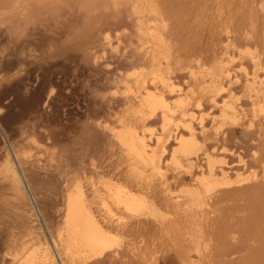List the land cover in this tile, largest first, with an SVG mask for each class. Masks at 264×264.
<instances>
[{"label":"rangeland","instance_id":"rangeland-1","mask_svg":"<svg viewBox=\"0 0 264 264\" xmlns=\"http://www.w3.org/2000/svg\"><path fill=\"white\" fill-rule=\"evenodd\" d=\"M174 1H179V4H176V11L170 12L171 23L169 28H171V30L167 32L165 44L162 47L164 51L163 55L168 56V62L171 63L169 64L175 69L178 68L179 64L188 65L193 61L200 63L202 68H198L197 72L200 71V76L202 77L199 76V73H196V75L199 77L195 81H192V79L189 77H180V79L179 77H177L178 79L176 77H171L169 81L171 83L173 93L170 92L169 96H173L170 99L173 102L180 100L182 97L185 103H187L186 109L193 111V105L195 104L194 99H196L195 97L197 96L195 93L202 90L203 88H206L207 90H209L208 92L211 93L210 90L218 84L215 81V78L219 73V67L225 63L227 58L229 60V64L231 66L232 64L234 65L232 67L234 70H236L238 76L240 77H244L246 75V72L251 69L247 68L251 67V61L249 59L247 62L245 61L246 64L248 63L249 65H245V62L243 61L247 59L246 57H244L243 52L252 51V47L255 45L256 48H259L258 50H261V47L263 46L262 44L264 43L262 40L264 38V31L261 26L264 25V20L261 19L262 12L260 14V11H257L258 16L255 17L256 10H259L260 8V2H258L259 0H239V2H237V0H233V3H231L230 0H225V2L223 0H173V2ZM214 1H218V4H220V6H217L216 8H210V5H208L207 3ZM180 2L182 3L180 4ZM244 2L246 3V5ZM247 2L249 7L247 6ZM222 3L224 4V6H228L229 4L230 7L228 6L223 8ZM250 3H254L253 6ZM261 3L263 5L264 1L262 0ZM179 6L182 8H180ZM254 6L255 8H253ZM177 9L181 11L179 12ZM230 9L232 12L230 11ZM225 10H229L228 13ZM220 17H222V20L220 19ZM223 18L225 20H223ZM175 25H178L177 28ZM258 27H261V29ZM173 28H175L174 31ZM110 29H112V33ZM110 29L108 30L107 27L104 28L105 33L107 32L106 34L108 36V40L110 41V48H108V50L110 49L111 53L114 54L115 52L118 53L120 49L124 52L127 51L128 46L131 45L129 41L128 44H126L128 40L126 35H129L128 37H133V41L135 43L132 45H136V41L143 42L145 40L142 35L140 37L141 40H135L133 33L130 31L129 27L123 26L122 29L119 30V32L124 30V34L122 32L121 34L117 33L119 36L114 34L117 32V30H114L112 27ZM176 29H179V31L176 32ZM227 29L232 30L233 34L236 35L235 39L233 40H236V44L233 48H231V44H229L224 50L222 47L224 43L222 38ZM175 32L176 34H173ZM241 36L245 37L244 42L239 41ZM118 37H121L122 39H117ZM170 38L172 41H169ZM122 40L125 41L123 42ZM257 40L260 42H258ZM2 41L3 40L0 39V42ZM166 42L168 43L166 44ZM112 43L113 47L111 45ZM240 43L241 45H239ZM253 43H257L258 46L257 44L254 45ZM168 44L171 45L170 49L174 51L173 53L169 48H164L165 46L170 47V45ZM33 47H35L37 50L44 49L41 47L40 49L38 45H35ZM246 49L248 50L246 51ZM105 52L107 53V50ZM103 55L104 57L108 56V54L105 53ZM171 55L177 58L176 61ZM103 59L105 60V62L103 63L104 67L106 68L107 64L109 70L111 69L110 71H113L112 73H115L114 75H118V78L122 79H119L116 83H110L109 85L111 86L107 85V88L105 86L106 84L104 83V85L102 83L104 82V79H106V71L104 73L105 76L101 80L102 82L100 81L103 85H101L100 87L98 84L99 87H97L94 84L95 81L93 79V76L89 75L86 70H81V67L67 64L64 67L65 69H61L60 71L56 70L51 73L49 72L50 74L44 76L43 78H41L39 72L37 73V71L30 70L31 73H28L26 76L24 75V78L22 77V80L19 82V85H21L20 87H22L21 89L23 91L22 92L20 90V96L21 98L23 97L22 99H20V96L19 98H16L15 95H11V93H8L9 91L7 90V88L9 87L7 85L4 86L3 89H0V128L2 127L0 129V264H38V262L40 264H91L92 260H90L89 257L85 255L74 259L73 262L70 257L64 255L65 251L62 248V242H59L61 245L57 244L55 233L63 226L64 223L63 218H60L59 215V212L63 209V204H69V202H71L72 196L70 195H73L75 193V186L76 184H79L81 193L84 194V196L86 195L85 198L87 200V204H90L91 208L94 210V214L96 215L97 220L104 224V230L106 231V204H108V206L110 204L109 207L112 210H114L115 208V206L113 205V200L106 193L107 180L109 182L107 183L110 185H115V183L118 182L117 185H121L124 187H126L125 185H127V187H131L130 189L132 190L135 187L134 193H136L135 190L140 183H138L136 180V173H131L133 169L136 170V164H134L132 159L129 160L124 151L119 148L118 145H116L117 143H115V139H113L112 141L106 140V137L104 138L99 134H95V129H93V127L96 126L102 129L105 128L104 131L108 130L109 132H111L112 130H119L121 128V123L117 118L120 117L121 112L123 115L127 114L130 117L135 112L131 111L127 113V107L125 105L115 107V109L111 110L108 113L105 112L106 109H103L105 110L103 111L102 109H98V107H95L97 106L95 103L93 107V103H91L92 105L90 104V101H93L90 94V89L92 90V87L93 89L99 88L100 91L112 95L117 99L118 97L123 98L131 96L133 94V89L135 86L134 81L137 78V74L138 72H140L141 67H131L124 65V67L122 68L123 65L119 64L121 66L120 67L118 64H116L117 66H115L114 69L112 67L115 65V63H112L111 59H109L111 64L109 61H106L108 60V57ZM207 62H210V65ZM176 64L177 66H175ZM117 67H120L121 69L118 68L117 70ZM71 68L74 70V72H72ZM199 69H201L202 71ZM215 69H217L218 71ZM65 74L67 75V77ZM86 75H89L90 77ZM119 75L121 77H119ZM87 77H89L90 79L88 80ZM200 78L203 80H200ZM199 81H201V83ZM195 82L199 83L197 84ZM88 84L89 86H87ZM182 87L184 90L182 89ZM194 89H197L198 91H195ZM189 90L191 93L189 92ZM1 93L3 95L7 93L8 94L3 96ZM39 95H41L44 99L47 97L48 100H50L49 103L53 101L50 104L51 107L49 105L44 107L42 112L41 109H38L39 111L37 110V108H40L42 106V102L38 103ZM183 96L188 97H186L185 100ZM219 96H224L223 99L227 102L229 100V103H233L235 107H240L242 109L243 107H245L244 104H240L245 100L244 96L239 95L238 99H235V97H232L230 99L232 95L228 94V92L226 93V91H223V93H221ZM226 97H228L229 99H227ZM27 100L30 102H27ZM26 103L29 105H27ZM240 105H242V107ZM213 109L215 108H208V106H205V104L201 105L199 108L191 112V114L188 115L187 118H183L181 121L186 120L185 123H188L190 125L196 124L199 119L205 122L214 112ZM36 110L40 112L42 116L39 115ZM259 113L262 114L261 112ZM131 118L134 119V117ZM133 119H131L132 121L130 122V124H135L136 127L139 126L136 129L140 130L145 140L152 141L153 137L159 134L161 131L160 124H153V126L151 123L149 124V126L147 125L142 127L141 125H138L137 122H134ZM106 126L107 128L109 127V129H107ZM25 127H28L30 130L36 128L34 130L37 133L34 130L33 132H31L32 130L30 131ZM23 128L24 130L22 132L21 129ZM43 128L45 129V132L42 131L44 130ZM29 131L33 135H31ZM92 132L95 135H92ZM146 134L149 136H147ZM109 149L111 152L109 151ZM115 151L118 154H115ZM124 157H127L129 162H127V158L125 159ZM30 162H33L38 167V174L36 173V175L33 176L27 175L28 179H30L28 180L24 177L21 167L23 163L29 164ZM6 166H8L7 168L11 170L6 171ZM127 166L128 168L125 169V167ZM131 167L134 168L131 169ZM169 168L168 169L170 171H168V169H165L166 171L162 170L164 174H170L169 172L172 171L174 172V169H172V167ZM106 171L108 174L106 173ZM128 172H130V174ZM148 172L149 171L145 172V178L148 177ZM9 173H13L16 175V178L18 180L17 184H14V182L10 180H4V176H9ZM127 173L129 175H127ZM122 174L125 178H121V176H123ZM249 176V173L245 172L240 177ZM128 177H130L131 179ZM110 179H113L114 181H111ZM36 181L40 183H37ZM134 181L138 183V185ZM171 182L172 184L173 182L176 183V181ZM186 182H177L176 184H173L174 186L170 185L171 183H169L168 185H170V189L173 188L172 193L174 195H183L186 194L188 192L187 190L192 187L191 182H187V184ZM188 184L190 185V187ZM137 193L139 192L137 191ZM110 199L112 203H110ZM217 205L218 204H187L186 206H179L174 208H172V206L169 208V206L167 205L160 206L155 210L157 211V214H154L156 218L154 215H151L152 218H150V220L153 221L151 224H144L142 226L140 225L141 227L139 225V227L135 225L127 227L123 229V231H113L114 233H112V235L115 238V242L112 244L113 247L112 245L110 247V250L113 254L109 250L110 255L108 256L107 263L237 264L238 262L240 264H244V262H246L245 260L249 259L246 263H250L249 261H251L252 264H264V250H251L250 252V250L243 251L242 249L243 245L264 246V218L258 215L260 211L259 204H224L225 206L219 204V207ZM174 209H177L176 212L174 211ZM175 215H177V217H175ZM157 216H159V218ZM169 218L170 220L172 218L173 219L169 222ZM181 218L185 219L181 220ZM57 220L59 224L58 222H56ZM162 220H166L167 223L165 222V224H167V226L166 229L165 226H163V230L159 231L154 227V224L159 222L163 223ZM172 221L173 224L169 225ZM241 224L244 226V228L240 227ZM168 225L169 228L172 226L173 231L171 228H168ZM255 225L257 228H255ZM50 227L51 230L49 229ZM47 228L49 231L47 230ZM137 228H139L141 232ZM257 229H259L260 235L259 232H256L258 231ZM143 231L144 233H142ZM198 231H201V237H199V234H197ZM117 232L120 235H117ZM48 235L51 238H49ZM236 241L237 243L241 242V246L237 244ZM257 241L260 244L256 243ZM19 242L25 243L24 247L26 248V251L18 250L17 243ZM28 242L29 244H27V246L26 243ZM222 247L225 250H222ZM238 248H241V250ZM115 249H118L119 251H116ZM55 252H57V254ZM237 254H240L239 258L241 255L245 256H241V259H237ZM56 256H58V258ZM234 258H236L237 261ZM231 261H234L235 263H231Z\"/></svg>","mask_w":264,"mask_h":264},{"label":"bare ground","instance_id":"bare-ground-1","mask_svg":"<svg viewBox=\"0 0 264 264\" xmlns=\"http://www.w3.org/2000/svg\"><path fill=\"white\" fill-rule=\"evenodd\" d=\"M182 1H185V0H182ZM223 1L225 2V0H223ZM261 1L262 0L258 1V2H260L259 3L260 8H259V10L255 9L256 10L255 17L258 16V12L260 11V14L262 12L263 18L261 16L260 17L262 20H264V11H263L264 10V8H263L264 4L262 5ZM230 2L233 3V0L232 1L230 0ZM237 2H239V0H237ZM181 3L182 2H180V4ZM106 4L110 5V6H109L108 10L102 16V22H101L100 27L98 28L97 31H95L89 35L85 45L74 48L72 50H67L63 54H58L53 58L45 59L39 63H28L27 61H25V63H28L27 71L24 74L25 76L28 73H31L30 70L31 71L34 70V71H37V73L39 72V74L41 75V78H43L44 76L49 75L51 72H54L56 70L60 71L61 69H65L64 67L67 64H72V65H75L77 67H81V70L84 69L87 71V73L89 75L93 76V79L95 81V83H94L95 86L101 87V85H103L105 83L106 85L105 84L104 85L106 86V88H107V85L111 86V85H109L110 83H116L120 78H118V75H114L115 73L113 74L112 73L113 71L112 72L110 71L111 69L109 70V67L107 64H106V68L104 67L103 63L105 62V60L103 58L108 57V60H106V61H109V59H111V62L115 63V65L112 64V65H114L113 67L111 66L114 69H115V66H117L116 64L123 65L122 68L124 67V65L131 66V67L132 66H140L141 67V70H140V72H138L137 78L134 81L135 86L133 89V94L131 96L123 97V98L122 97L119 98L117 96L118 97V99H117L112 95H109L107 93H104L103 91H100L99 88L93 89V87H92V90L89 88L91 93L88 92L91 94L92 99H93V101H90V104L93 103V107H94V103H95L97 105L95 107H98V109H102V110L106 109V111L103 110L106 113L115 109V107H119L122 105H125L127 107V109L125 108L127 110V113H129L131 111L135 112L134 114L132 113L133 115L131 116V117H134V119L131 118L127 114L123 115L121 112L122 116L120 115V117L118 116L119 118H117L121 123V128L119 130H116V131L112 130L111 132L114 131L113 133L109 132L108 130L104 131L105 128L102 129V128H99L96 126L93 127V129H95L94 130L95 134H99V135L103 136L104 138L106 137V140L112 141L113 139H115V143H117L116 145H118V147L124 151L125 155L129 158V160L130 159L133 160L134 164H136L135 165L136 170L133 169L134 167L133 168L131 167V169H133L132 171H137V172L131 171V173H136V180L140 184L138 185V183L135 182L136 180L134 181L138 185V187L135 190L136 193H134L135 187L132 190V189H130L131 187L128 188L127 185H125L127 188L124 186H121V185H117L118 182H116L115 185H113V184L110 185V184H108L109 182L107 180L108 183L106 182V193L113 200V205L115 206V208H114V210H112L109 207L110 204H109V206H108V204H106V231L104 230L105 229L104 224L97 220L96 215L94 214V210L91 208L90 204H87V202H86L87 200L85 198L86 195L84 196V194L81 193L79 184H76L75 193L73 195H70V196H72L71 202H69V204H63V209L59 212L60 218H63L64 223H63V226L60 229H58L55 233V239L57 241V244H60L62 242V245H63L62 248L65 251L64 255L70 257L73 260V262H74V259H76L82 255H85V256L89 257L90 260H92L91 264H105V263H107L108 256L110 255V251H111L110 247L115 242V238L112 235V233H114L113 231H123V229H125L127 227H131V226H135V225H137V226L141 225L142 226L144 224H151L153 222L152 220H150V218H152L151 215L157 214L156 213L157 211H155V210L157 208H159L160 206H166L167 205V206H169V208L171 206H172V208H174V207H179V206H186L187 204H218V205L219 204H222V205H224V204H259L260 211H259L258 215H260V217L264 218V43L262 44L263 46L261 47V50H258L259 48H256L255 44H257L260 41L257 40L258 41L257 43H255V44L253 43L255 46L252 47V51H247L248 49H246L247 52H243L244 57L247 58L246 60H243V61L247 62L248 59L251 61V67H247V68H251V69L250 70L247 69L248 71L246 70L247 72H246V75L244 77L238 76L236 70H234L232 67L234 65L232 64V66H231L229 64V60L227 58L225 63L219 67V71L217 69H215L219 72L215 78V81L218 84L215 85V87L210 90L211 93L208 92L209 90H207L206 88H203L200 91H198L196 89L198 92L195 93L197 96L195 95L196 99H194L195 100L194 101L195 104L193 105L194 110L199 108L201 105H204V104H205V106H208V108L214 107L215 109H213L214 112L210 115V117L205 122H203L201 119H199L196 124L190 125L188 123H185L186 120L185 121H181V120L183 118H187V116L190 115L191 112H193L194 110L192 111V110L186 109L187 103H185V101L182 99V97L180 100H177L175 102L170 100L173 96L172 97L169 96L170 92H172V86H171V83L169 80L171 79V77H176V78L179 77V79H180V77L181 78L182 77H189L192 79V81H195L200 76V71L197 72V69L202 68V66L200 63L193 61V62L189 63L188 65L187 64L186 65L179 64L178 68L175 69V68H173V66L170 65L171 63L168 62V56L163 55L164 51L162 48L165 44V38L167 37V32H169L171 30V28H169L170 23H171L170 12L176 11V8H177L176 4H179V1L173 2V0H106ZM207 4L210 5V8H216L217 6H220V4H218V1L210 2ZM224 4L222 6L223 8L229 6V4H228V6L227 5L224 6ZM253 4H251V5L253 6ZM245 5H246V3H245ZM247 6L249 7L248 2H247ZM180 8H182V7H180ZM253 8H255V6ZM253 8H251V9H253ZM217 9H219V8H217ZM227 9H229V8H227ZM225 11L228 13L229 10L228 11L225 10ZM230 11H231V9H230ZM216 13H218V12H216ZM169 14H170V16H169ZM222 17H224V16H222ZM222 17H220V19ZM223 20H225V19L223 18ZM256 20H257V18H256ZM231 21H233V20H231ZM77 22H79V18H77ZM123 26L129 27L130 31L133 33L135 40H138V41L141 40V38H140L141 35L144 37L145 40L144 41L142 40L143 42H140V41L137 42L136 41V45H132L135 43L133 41V37H131V36L128 37L129 35L128 36L126 35V37L128 39L126 44H128V41L131 44L130 46H128V49L126 48L127 51L124 52L123 50L120 49V51H118V53L117 52H115V54L111 53L110 49L108 50V48H110V41L108 40V36L106 34L107 32L105 33L104 28L107 27V29L109 30L112 27L114 30H117V32L114 34L118 35L119 33L121 34V32L124 34V32H123L124 30L119 32V30H121ZM172 26H174V25H172ZM177 26H176V28H177ZM179 26H180V24H179ZM251 26H253V25H251ZM263 26L264 25H262L261 27L264 31ZM243 27H244V25H243ZM261 27H258V28L261 29ZM221 28H223V27H221ZM249 28H251V27H249ZM174 29L175 28H173V31H174ZM108 30H106V31H108ZM111 30L112 29H110V31ZM177 31H179V29H176V32ZM112 32L113 31H111V33ZM176 32L173 34H176ZM230 33H231V35H230ZM245 33H246V31H245ZM63 34L64 33L61 32L58 34V37H53V36H50L49 34H47L46 32H44L42 30H37L33 34V38L30 39L29 41H27V43L29 45H32V46L38 45L39 48L40 47L45 48L50 40L60 38L63 36ZM258 35H259V33H258ZM235 36L236 35L233 34L232 30H230V29L226 30V32L222 38L224 41V43L222 42L223 43L222 47L224 50L229 44H231V48L235 47V44H236L235 41L236 40L233 41L235 39ZM250 36H251V34H250ZM119 38H121V37H118L117 39H119ZM0 39L3 40L6 38H0ZM244 39H245V37L241 36L239 41L244 42ZM170 40H171V38L169 39V41ZM262 40L264 42V38ZM254 42H255V40H254ZM167 43L168 42H166V44ZM169 43H171V42H169ZM111 45L113 47V43ZM168 45H170V44H168ZM239 45H241V43ZM257 46H258V44H257ZM164 48L170 49L171 45H170V47L165 46ZM86 49H90V51H87ZM106 50H107V53L105 52ZM175 50H177V49H175ZM170 51H172V50L170 49ZM233 51H234V49H233ZM173 52L174 51H172V53ZM104 53L108 54V56L104 57V55H103ZM175 54H176V52H175ZM240 54H242V53H240ZM223 55H225V54H223ZM172 57L176 61L177 58H175L174 56H172ZM161 59H164V60H161ZM111 62H110V64H111ZM221 62H222V60H221ZM246 62H245V65H249L248 63L246 64ZM17 63H18V60H17L16 56L13 55L11 59L5 60L4 64L2 65V68H0V70H3L5 72L11 71L13 68L16 67ZM207 63L210 65V62H207ZM175 66H177V64ZM120 67H117V70ZM215 68H218V67H215ZM203 69H204V67H203ZM199 70H201V69H199ZM86 71H84V72H86ZM105 71H106V76L104 74ZM72 72H74L73 69H72ZM196 73H199V76H197ZM135 74H136V72H135ZM24 75L22 76L23 78H24ZM75 75H76V73H75ZM89 75H86V76H89ZM120 75H119V77H121ZM104 76L106 77V79H104V82H102L101 80ZM22 77H20L17 80H14L11 84L7 85L9 87V88H7V90L9 91L8 93H11V95L12 94L15 95L16 98H19L20 93H21L20 90L22 91V89H21L22 87H20L21 85H19V82L22 80ZM66 77H67V75H66ZM89 77H87L88 80L90 79ZM200 77H202V76H200ZM58 78H59V76H58ZM27 79H28V77H27ZM59 80H61V79H59ZM120 80H122V79H120ZM200 80H203V79L200 78ZM100 81L103 84H101ZM69 82H71V81H69ZM85 82H86V79H85ZM91 82H93V81H91ZM199 82L201 83V81H199ZM195 83H197V82H195ZM98 84H99V86H98ZM209 84H211V83H209ZM87 86H89V84ZM199 88H200V86H199ZM89 89H87V90H89ZM182 89H183V87H182ZM186 89H188V88H186ZM223 91H226V93L228 92V94L232 95L230 97V99L232 97H235V99H238L239 95L244 96L245 100L242 101L244 103L241 102L240 104H244L245 107H243V109L240 107H235L233 105V103H231V102L229 103V100H228V102L225 101L223 99L224 96H219L221 93H223ZM189 92H190V90H189ZM192 92H194V91H192ZM7 94H4V95H7ZM186 97H188V96H186ZM186 97L183 96V98H185V100H186ZM228 97H226V98L229 99ZM22 98L20 96V99H22ZM20 99H18V100H20ZM38 100H39L38 103L42 102V106L40 108H37V110L41 109V112L44 109V107H46L48 105L50 106V104L53 102L52 101L51 103H49L50 100H48L47 97L45 99L42 98L41 95H39ZM21 102H22V100H21ZM27 102H30V101L27 100ZM90 104H88V105H90ZM217 104H219V105H217ZM27 105H29V104H27ZM240 106L242 107V105H240ZM52 110H54V109H52ZM90 110H91V108H90ZM38 111H37V113L39 115H41L40 112H38ZM30 112H33V111H30ZM259 112H261L262 114H260ZM1 114H4V113H1ZM26 119H28V118H26ZM131 119H133L134 122H137L138 125H141L142 127L147 126V125L149 126V124H151V123H152V125L153 124H160V130L161 131L159 134H157L156 136L153 137L152 141L145 140L143 138L140 130L136 129L139 126L136 127L135 124L134 125L130 124V122L132 121ZM14 125H13V127H14ZM36 125H35V127H36ZM90 128H91V126H90ZM106 128H107V126H106ZM111 128H112V126H111ZM34 129H36V128H34ZM107 129H109V127ZM21 130L23 132L24 128ZM33 130L31 132H33ZM42 131L45 132V129ZM31 132H30V134H31ZM95 134L92 132V135H95ZM31 135H33V134H31ZM42 135H44V134H42ZM45 135H46V133H45ZM23 136H24V133H23ZM147 136H149V135H147ZM10 140H11V138H10ZM22 146H24V145H22ZM107 147H108V144H107ZM109 151H110V149H109ZM116 153L117 152L115 151V154ZM110 156H112V155H110ZM128 158H127V162H129ZM123 163H121V164H123ZM121 164H119V165H121ZM7 167L8 166H6V171L11 170ZM169 167H172V169H174V172L172 171V172H169L170 174H167V173L164 174V172L162 170L168 169ZM37 168L38 167L33 162H30L29 164L23 163V165L21 167L22 172L24 174V177L26 179H28L27 175H32V176L36 175ZM126 168H128V166L125 167V169ZM169 169H168V171H170ZM147 171H149L148 172L149 175L147 173L148 177L145 178V172H147ZM245 172L249 173L250 176L249 177H240ZM106 173H107V171H106ZM128 173L130 174V172H128ZM128 173H127V175H129ZM9 174H10L9 176H7V175L4 176V180L5 181L10 180V181H13L14 184H17L18 180L16 178V175L13 173H9ZM122 177H124V175L121 176V178ZM107 178H110V177H107ZM128 178H130V177H128ZM28 180H30V179H28ZM124 180H126V179H124ZM132 180H133V178H132ZM142 181H144L145 183ZM171 181H176V183L177 182L183 183L186 181L191 182L192 187L187 190L188 192L186 194L174 195L172 193L173 188L170 189V185H173L175 182H173V184H172ZM187 182H186V184H187ZM37 183H40V182H37ZM37 183H35V184H37ZM169 183H171V184L168 185ZM180 185H183V184H180ZM189 187H190V185H189ZM137 191L139 193H137ZM85 192H87V191H85ZM64 196H65V194H64ZM87 196H88V194H87ZM111 199H110V203H112ZM108 200H109V198H108ZM176 210L174 209L175 212H176ZM177 215H175V217H177ZM159 216H157V217L159 218ZM170 216H171V214H170ZM155 218H156V216H155ZM182 218H183V216H182ZM182 218H181V220L185 219V218L184 219H182ZM3 219H5V218H3ZM160 219H161V217H160ZM174 219H176V218H174ZM187 219H189V218H187ZM163 220H162L163 223L159 222V223L154 224V227L156 229H158L159 231L163 230V228H164L163 226H165V229H166L167 224H165V222L168 219H166L165 221H163ZM171 220L169 218V222ZM177 220H178V218H177ZM2 221H4V220H2ZM179 221H178V223H179ZM56 222H58V220ZM178 223H176V224H178ZM218 223H219V221H218ZM58 224H59V222H58ZM172 224H173V221L169 225H172ZM169 225H168V228H169ZM0 226H1V223H0ZM240 227L244 228V226L242 224ZM148 228H150V227H148ZM170 228L172 229V226ZM255 228H257L256 225H255ZM49 229L51 230V227ZM137 229L140 230L139 228H137ZM47 230H48V228H47ZM128 230H130V229H128ZM257 230L258 231H256V232L258 233L259 229H257ZM172 231H173V229H172ZM140 232H141V230H140ZM198 232H197V234H199V237H201V235H202L201 231L199 233ZM142 233H144V231ZM117 235H120V234H118V232H117ZM259 235H260V232H259ZM48 237L51 238L49 235H48ZM194 237H196V236H194ZM236 243H237V241H236ZM240 243H237V244L240 245ZM256 243H258V241ZM27 244H29V242L26 243V245ZM258 244H260V243H258ZM24 246H25V243H23V242L17 243L18 250L26 251V248ZM112 247H113V245H112ZM223 247H222V250L224 249ZM114 248H117V247H114ZM114 248H113V250H114ZM105 249H106V252H105ZM238 249L241 250V248H238ZM242 249H243V251L244 250H248V251L250 250V252H251V250H254V251L262 250L263 251L264 246H252V245L244 246L243 245ZM55 253L57 254V252H55ZM111 253H112V251H111ZM32 254H35V253H32ZM237 255H238L237 256V259H238L240 254H237ZM241 256L239 259H241ZM243 256H245V255H243ZM56 257L58 258V256H56ZM123 258H125V257H123ZM112 259H113V257H112ZM234 259L236 260V258H234ZM248 260L249 259H246L245 261L248 262ZM55 262H56V260H55ZM246 262H244V264H250L251 263V261H249L250 263H246ZM231 263H235V262L231 261ZM38 264H40V263L38 262ZM112 264H113V262H112ZM237 264H240V263L237 262Z\"/></svg>","mask_w":264,"mask_h":264},{"label":"clouds","instance_id":"clouds-1","mask_svg":"<svg viewBox=\"0 0 264 264\" xmlns=\"http://www.w3.org/2000/svg\"><path fill=\"white\" fill-rule=\"evenodd\" d=\"M109 6L106 0H0V38H6L0 42V68L13 55L18 60L11 71L0 70V88L22 77L28 63H39L85 45L89 35L100 27ZM37 30L53 37L64 34L37 50L27 43Z\"/></svg>","mask_w":264,"mask_h":264}]
</instances>
